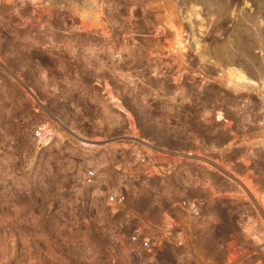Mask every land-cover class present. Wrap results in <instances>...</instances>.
Masks as SVG:
<instances>
[{
	"label": "rangeland",
	"instance_id": "374dc122",
	"mask_svg": "<svg viewBox=\"0 0 264 264\" xmlns=\"http://www.w3.org/2000/svg\"><path fill=\"white\" fill-rule=\"evenodd\" d=\"M263 81L264 0H0V264H143L82 183L89 158L135 133L237 148L235 200L209 203L193 242L264 244ZM52 115L111 143L81 146Z\"/></svg>",
	"mask_w": 264,
	"mask_h": 264
},
{
	"label": "built area",
	"instance_id": "2783aa9c",
	"mask_svg": "<svg viewBox=\"0 0 264 264\" xmlns=\"http://www.w3.org/2000/svg\"><path fill=\"white\" fill-rule=\"evenodd\" d=\"M34 97L35 111L45 112ZM54 121L66 129L59 119ZM54 136L44 125L33 130L37 140L50 141ZM126 137V147L100 149L88 159L82 183L110 215L123 221V249L132 258L143 264H264L263 243L193 242L195 230L200 231L211 217L207 205L217 201L232 205L235 200L237 148L204 150L196 143L186 144L194 142L190 140L170 147ZM145 202L149 204L143 206Z\"/></svg>",
	"mask_w": 264,
	"mask_h": 264
},
{
	"label": "bare ground",
	"instance_id": "6f19581e",
	"mask_svg": "<svg viewBox=\"0 0 264 264\" xmlns=\"http://www.w3.org/2000/svg\"><path fill=\"white\" fill-rule=\"evenodd\" d=\"M263 84V86H264V81L262 82ZM102 91V90H101ZM213 93V96L212 97H214V100H216L215 98L217 97V93L215 92V91H213L212 92ZM211 93V94H212ZM107 96H104L105 97V100H107L106 102L109 104V103H111V102H114L115 103V105L117 106V110H119V112L120 113H122V116L125 118V119H127V118H129L130 119V117L131 116H129V114H128V112L124 109V107H123V105H122V101L120 100V99H118V98H115V96H108V95H110V94H106ZM205 97V100H204V98H203V102H207L206 100H207V97H208V95H205L204 96ZM120 103V104H119ZM231 107V106H230ZM230 110V109H229ZM214 112V111H213ZM231 112H232V110H231ZM235 112V111H234ZM233 112V113H234ZM218 113V112H217ZM243 113V112H242ZM216 114V113H215ZM220 114V113H219ZM219 114H218V116H219ZM231 115H232V113H230ZM244 114V113H243ZM234 115V114H233ZM240 116H241V114H239ZM245 115V114H244ZM239 116V117H240ZM54 117L55 118H57L55 115H52V118L54 119ZM242 117V116H241ZM242 118H244V116L242 117ZM216 119V118H215ZM63 121V120H62ZM63 124H64V127H66V129L67 130H69V132H71L74 136H75V138H76V140L80 143V145L81 146H84V147H102V146H106V145H108V144H110L111 142H103V140H96L95 138H89V137H87V136H84L83 134H81V133H79V132H77L75 129H73L72 127H71V125H69V124H66L64 121L62 122ZM135 127V126H134ZM229 130V132H228V134L229 135H231V133H232V129L231 128H229L228 129ZM133 131V130H132ZM134 132V131H133ZM135 133V132H134ZM126 136H128V134H122V136H120V138H122V137H126ZM130 136H132V137H135V138H137V139H141L142 141H144V142H146V143H154V141H152L150 138H148L147 136H142V135H137V133H135L134 135L132 134V135H130ZM137 136H140V137H137ZM124 139V138H123ZM38 141H44V140H38ZM47 142H50L49 140L47 141Z\"/></svg>",
	"mask_w": 264,
	"mask_h": 264
},
{
	"label": "crops",
	"instance_id": "0c3cea01",
	"mask_svg": "<svg viewBox=\"0 0 264 264\" xmlns=\"http://www.w3.org/2000/svg\"><path fill=\"white\" fill-rule=\"evenodd\" d=\"M40 101L42 102V100H40ZM42 108H45V107L43 106ZM56 117H57V119H59L61 122H63L62 119H61V117H58V116H56Z\"/></svg>",
	"mask_w": 264,
	"mask_h": 264
}]
</instances>
